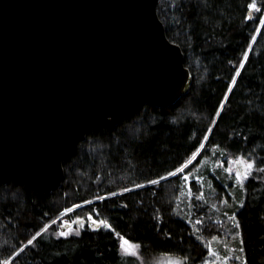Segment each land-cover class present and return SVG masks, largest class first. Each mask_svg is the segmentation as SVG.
Wrapping results in <instances>:
<instances>
[{"label":"trees","instance_id":"16d2710c","mask_svg":"<svg viewBox=\"0 0 264 264\" xmlns=\"http://www.w3.org/2000/svg\"><path fill=\"white\" fill-rule=\"evenodd\" d=\"M249 2L158 0L166 34L182 48L185 66L192 74L189 91L169 106L145 104L114 129L90 128L63 162L62 186L50 193L17 181L0 183V261L17 247L24 249L36 230L69 208L65 215L73 221L76 216L84 217L75 222L84 224L81 236L65 238L53 233L50 225L10 264H135L134 257L119 247V237L112 229H91L89 212L109 219L116 232L138 241L144 258L188 255L187 264H202L208 255L206 241L213 236L225 238L211 222L218 214L212 205L226 200L225 210L232 213L239 200L245 199V207L237 212L245 240L243 255L248 264H264V169L260 167L264 163L260 160L264 156V25L255 18L264 12L245 20ZM256 2L264 4V0ZM252 35L257 39L251 40ZM249 43L253 45L250 62L230 94L218 126L205 141L199 163L194 161L196 166L188 169L192 173L200 166L197 173L208 189L193 178L192 197L185 200L186 184L171 177L156 186L131 188L133 183L154 179L190 158L212 124L214 109L234 71L230 62L238 65ZM241 153L258 161L255 179L246 180L244 189L233 184L234 177L222 167H216L218 160L227 162V156ZM121 188L131 190L120 193ZM202 191L207 200L203 206ZM105 192L117 195L98 199ZM124 203L127 208L122 207ZM74 204L78 207L73 208ZM197 217L203 221L196 226L199 232L187 223L191 219L195 224Z\"/></svg>","mask_w":264,"mask_h":264},{"label":"water","instance_id":"95a60500","mask_svg":"<svg viewBox=\"0 0 264 264\" xmlns=\"http://www.w3.org/2000/svg\"><path fill=\"white\" fill-rule=\"evenodd\" d=\"M158 0H0V183L50 193L90 128L169 106L192 74Z\"/></svg>","mask_w":264,"mask_h":264},{"label":"snow or ice","instance_id":"6c2138e0","mask_svg":"<svg viewBox=\"0 0 264 264\" xmlns=\"http://www.w3.org/2000/svg\"><path fill=\"white\" fill-rule=\"evenodd\" d=\"M247 14L245 15V20H251L254 18V13H262L264 12V4L258 5L256 0H251L247 4ZM259 20L260 25H264V14L258 15L255 17ZM256 31L259 32V27L256 28ZM257 36L252 35L251 40H256ZM253 45L249 43L247 47L243 50L241 58L238 60V65L235 62H230L234 66V71L231 73L230 79L226 82V90L224 91L222 97L220 98L218 105L214 109V112L212 114V124L207 126V128L204 130L203 139L200 141L199 146L196 147L195 151L191 152V156L188 159H184L182 162L179 163V165L175 168H173L171 171H167L163 173V175H158L154 179H145L142 184H136L133 183L131 185V188H144L146 185H152L156 186L159 185L162 181L168 179V178H175L178 181H181L183 183H186L189 188V192L191 194L192 190V176L191 172L188 170L190 167L196 166L193 162L195 161L196 164L199 163L198 155L202 154V149L206 150L205 141L209 140V137L211 136L213 132V128L218 126V121L221 118V114L225 108L226 103L229 101L230 94H234V89L238 84V79L242 77L243 71L246 70L247 63L250 62V49H252ZM213 147H217L218 145L213 144ZM227 165L225 166L224 159H220L217 161V165L219 167H222L224 171L229 174L230 176L234 175L233 184H238V186L241 189H244L245 187V181L248 180L250 177L255 179V171L257 169L258 161L256 159L250 158L249 156L241 153L236 156H227ZM261 161H264V156L260 157ZM260 167L264 169V163L260 164ZM197 181L200 182V186H203V181L201 177L195 178ZM131 188H121L119 189L120 193L130 191ZM203 194V193H201ZM115 196L117 195L116 192H105L104 195L100 196L98 199L104 200L106 196ZM226 203L227 201H222ZM84 203H90V201H84ZM73 208L78 207V205H72ZM122 207L127 208V203H124ZM213 208L216 207V205H212ZM245 207V199H241L238 202V208L237 211H233L230 214L229 219L234 223L235 225V231L232 233L234 238H237V243L233 245V251L235 253L244 254L245 253V240L243 236V229L241 227L240 218L237 215V212ZM69 208H64L60 215H64L65 213L69 212ZM98 214V209L95 210ZM163 213H161V220L156 221L157 226L160 225L162 221ZM84 220V217L82 216H76L75 221H69L64 220L60 229L58 230L60 232L61 236H64L67 238L70 234H74L76 237L81 236V229L84 227V224H80L79 227L73 229L71 228V225L75 223L76 221H82ZM87 220L90 221V227L93 230H97L101 227H105L107 229H112L116 236L119 237L120 244L119 247L123 249V251L126 254H134V249L139 246L138 241L130 240L126 235H123L119 232H116L112 223L109 219H103V218H97L93 215L92 212L88 213ZM187 223L192 225L195 232H199L200 229L196 227L197 225H202L203 221L197 217L195 224H193V221L191 219L187 220ZM65 226H68L67 228ZM49 228V224L45 223L42 227H40L38 230L35 231V234L27 239L26 245H24V249L27 248V246L34 245L36 243L37 237H42V234L45 233V231ZM168 236H171V232L167 233ZM213 240L216 239L215 236L212 237ZM208 258L204 259L202 261V264H221V255L218 251L213 249L212 245L209 244L208 246ZM20 247H17L14 251H12L11 255L8 256L3 261H0V264H10V261H12L14 258H18L19 254L24 250ZM167 254V253H166ZM215 257V259H213ZM235 260L238 261L239 264H248V257L245 254L243 259H241V255L236 254L233 256L224 255L222 257V261L224 264H227L229 260ZM189 260L188 255H182L179 256L176 260V264H187V261Z\"/></svg>","mask_w":264,"mask_h":264},{"label":"rangeland","instance_id":"374dc122","mask_svg":"<svg viewBox=\"0 0 264 264\" xmlns=\"http://www.w3.org/2000/svg\"><path fill=\"white\" fill-rule=\"evenodd\" d=\"M224 163H225V166H226L227 162L224 161ZM217 166L218 165L216 164V167ZM199 168H200V166L198 168H196L191 173L192 178H196V177L199 176L198 173H197ZM213 172H214V169H213ZM199 177H201V176H199ZM232 177H234V175H232ZM202 181H203V186L202 187L205 188V189H208L207 187H204V185H205L204 184V178H202ZM197 184L200 185V182L197 181ZM185 192H186V194H185L186 196H185L184 199L185 200H190L191 197H192L193 190H191V194H190L187 184H186ZM201 193L204 194L203 191ZM203 194H200V199L203 200L201 202V203H203L202 206L205 205V203L207 201V200H205ZM227 204L228 203L222 202V204L219 205V206L222 207V208L220 207L221 210H220L219 206L216 205V207L214 209L218 210V214L216 216H214L213 219L211 220V222L214 223L218 227V229L221 230L224 233L225 238H221V239L216 238L215 240H212V241H208V240L206 241V244H207L206 246L211 244L213 249H215L216 251H218L220 253V255H221V264H224V262L222 261V257L224 255L233 256V255L239 254V255H241V259H243V257H244L243 254L235 253L233 251V245L237 243V238H234L233 235H232V233L235 231V225L229 219L231 213H229V212H227L225 210V209L228 208ZM66 219L69 220V221H73V219L69 218L68 216H66L64 214V215L54 219L51 223H49V228L48 229H50V225H52V226H54L53 229H52V232L55 233V234H60V232L58 230L60 229L63 221L66 220ZM80 224H81L80 222H78V224L73 223L71 225V228L75 229V228L79 227ZM65 227L67 228L68 226H65ZM82 229H81V231H82ZM121 250L123 251V249H121ZM130 255H132L134 257L135 264H176V260H177V257H170V256H158V257H152V258H144L141 255V253H140L139 246L134 249V254H130ZM207 258H208V255H207ZM213 259H215V257H213ZM227 264H239V262L230 259L227 262Z\"/></svg>","mask_w":264,"mask_h":264}]
</instances>
